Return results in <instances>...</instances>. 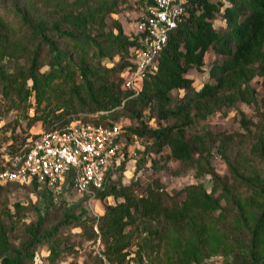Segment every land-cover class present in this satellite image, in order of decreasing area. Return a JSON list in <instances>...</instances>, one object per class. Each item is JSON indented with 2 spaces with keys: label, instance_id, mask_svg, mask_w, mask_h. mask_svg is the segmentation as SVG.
I'll use <instances>...</instances> for the list:
<instances>
[{
  "label": "trees",
  "instance_id": "16d2710c",
  "mask_svg": "<svg viewBox=\"0 0 264 264\" xmlns=\"http://www.w3.org/2000/svg\"><path fill=\"white\" fill-rule=\"evenodd\" d=\"M0 1L10 4L23 26V35L12 37L9 24L0 17V97L7 101L8 109H24L32 97L35 113L31 120L50 122L49 128L78 122L113 126L122 116L134 121L121 127L122 136L146 139L147 150L154 153L167 147L169 156L195 169L196 179L207 174L221 185V195L213 196L201 183L189 184L183 188L182 203L168 206L157 189L158 179L146 187L143 195L135 194L131 185L107 186L110 166L95 196L111 195L123 200L108 205L96 224L99 233L95 235L101 238L106 260L125 264L131 245L127 230L134 225L142 226L148 234L136 250L140 263V250L151 246L156 238L159 242L155 246L162 242L169 246L172 264H205L206 257L217 253L223 255V264H264V176L257 172L245 174L229 162L234 181L249 191L243 197L233 195L229 201L230 188L220 183L211 162L212 144L221 139L208 131L188 132L221 109L238 102L255 104L257 91L250 84L255 77L261 78L264 105V0H188L182 21L169 34L152 72L142 80L135 96L122 88L121 74L131 66L132 50L140 46V36L133 29L132 35L125 34L117 19L108 22V17L117 13L126 0H40L49 8L47 15H36L31 9L33 4L27 5L26 0ZM139 3L142 9L145 0ZM218 14L222 31L213 21ZM209 49L224 58L208 73L214 82L194 90L187 74L203 66ZM116 56L119 61L107 66L105 62ZM6 59L11 65L6 64ZM174 90L183 93L174 98ZM97 112L106 115L88 120L77 117L78 113ZM65 114L75 116L55 125L54 121ZM220 145L223 147V143ZM21 148L6 154L12 156ZM252 148L264 159L262 138ZM5 163L6 159L0 164V172ZM1 183L41 189L48 195L46 198L53 189H73L69 176L52 187L35 179L28 184ZM221 198L230 205L232 219L227 223L211 217L214 212L226 210ZM42 202L48 204L49 199ZM38 218L28 227L27 241L18 247L10 245L7 227L0 222V264H32L37 245L53 241L58 225L81 219L65 210L59 224L45 228L41 227L44 217L40 211Z\"/></svg>",
  "mask_w": 264,
  "mask_h": 264
},
{
  "label": "rangeland",
  "instance_id": "374dc122",
  "mask_svg": "<svg viewBox=\"0 0 264 264\" xmlns=\"http://www.w3.org/2000/svg\"><path fill=\"white\" fill-rule=\"evenodd\" d=\"M27 5L33 4L31 8L37 14L47 15L49 8H46L40 0H26ZM217 1V0H215ZM226 1V0H225ZM6 5L0 1V17L9 24V32L12 37L23 35V26L19 18ZM28 9V7H27ZM142 12L139 0H126L122 3L118 12L108 17L117 19L125 34H133L132 26L136 18ZM220 14L214 18L216 29L222 31L219 26ZM224 56L218 55L209 49L204 57V64L200 68L189 70L188 77L193 80L194 90L200 88L202 84L214 82V78L208 76L212 67L220 64ZM6 64L9 59H6ZM22 61V60H21ZM116 56L113 60L106 61L107 66L113 62H118ZM45 69V68H43ZM250 84L257 91V102H238L234 107L224 108L213 113L206 119L200 120L188 130L189 133H204L208 131L211 136L217 135L221 140H216L211 147V162L220 177V183L226 184L230 188V198L235 195L243 197L249 194L245 187L240 186L231 176L228 163L235 164L239 170L245 174L257 172L264 176V159L253 150L254 143L262 138L264 140V105L261 104L263 87L261 78L255 77ZM182 91L174 90L172 95L179 98ZM29 106L24 109H8L9 104L0 97V164L7 158V152L22 147L28 136L39 133L50 127V122L31 120L34 115V99L28 100ZM51 105L50 108H54ZM57 109V108H56ZM62 109L57 110V112ZM106 113H78L77 117L88 120L99 118ZM74 114H65L61 120L54 121L55 125H61L62 120L73 118ZM156 124V120H151ZM119 126H127L134 121L119 117L116 121ZM29 136V137H30ZM223 143V147L220 145ZM149 142L144 138L127 135L120 139V154L112 163V170L107 181V186L116 183L118 186L131 185L135 194H145L146 187L155 179H158L157 189L162 193L164 202L170 206L173 203L181 204L185 192L183 188L189 184L201 183L204 188L213 194L221 195V185L215 183L210 175H201L196 179L195 169L184 167L180 161L169 156V149L164 147L162 152L154 153L147 150ZM124 146V148H123ZM122 147V148H121ZM221 149L223 154L220 152ZM49 198L41 189H33L28 185H17L14 183L0 182V222L7 227L8 240L11 246H22L27 241L28 227L31 223H36L38 212L44 217L41 227L49 228L56 226L62 219L65 210L73 216L81 217L80 220L72 221L71 224L58 225L53 233V241L44 240L37 245L32 264H115L111 263L103 256L104 246L101 242L96 226L98 218L103 214L108 205L122 201V198L106 196L104 198L87 196L85 193L77 192L73 189H53ZM49 199V203L42 201ZM229 201L221 198V203L226 210L214 212L211 217L216 221L229 222L232 215L229 212ZM88 219V222H85ZM131 234V245L127 248L128 256L125 264H172L169 246L161 243L155 246L159 240L154 238L151 246H144L140 250L142 261L139 262L136 250L140 247L143 237L148 235L145 231L135 226H130L127 230ZM153 247L158 248L156 250ZM57 251L55 258L54 251ZM138 261V262H137ZM205 264H223L224 258L220 253L206 257Z\"/></svg>",
  "mask_w": 264,
  "mask_h": 264
},
{
  "label": "built area",
  "instance_id": "2783aa9c",
  "mask_svg": "<svg viewBox=\"0 0 264 264\" xmlns=\"http://www.w3.org/2000/svg\"><path fill=\"white\" fill-rule=\"evenodd\" d=\"M187 1L145 0L132 26L140 36V46L132 50V64L121 74L122 88L131 96L139 93L142 80L152 72L169 34L186 13ZM122 132L118 124L87 122L43 130L27 138L20 152L7 156L0 181L28 184L35 179L52 187L69 176L75 191L93 197L103 187L105 171L120 154Z\"/></svg>",
  "mask_w": 264,
  "mask_h": 264
}]
</instances>
